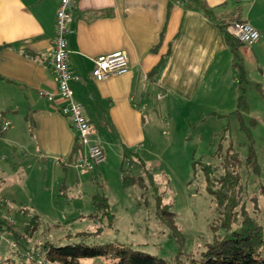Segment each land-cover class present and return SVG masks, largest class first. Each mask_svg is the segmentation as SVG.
Returning a JSON list of instances; mask_svg holds the SVG:
<instances>
[{
	"label": "crops",
	"instance_id": "1",
	"mask_svg": "<svg viewBox=\"0 0 264 264\" xmlns=\"http://www.w3.org/2000/svg\"><path fill=\"white\" fill-rule=\"evenodd\" d=\"M59 1L0 0V125L6 119L14 125L0 139L18 138L30 154L62 166L67 183L82 151L71 120L59 111L63 100L49 62ZM202 4L212 9L210 16ZM71 12L70 69L80 80L70 85L95 125L93 139L103 146L106 162L124 158L126 148L136 156L150 145L146 113L152 101L218 118L214 113L237 109L242 71L218 23L245 20L260 30L258 41L237 51L245 85L264 87V0H74ZM118 51L126 54L129 71L93 77V59ZM78 173L80 181L97 177Z\"/></svg>",
	"mask_w": 264,
	"mask_h": 264
},
{
	"label": "rangeland",
	"instance_id": "2",
	"mask_svg": "<svg viewBox=\"0 0 264 264\" xmlns=\"http://www.w3.org/2000/svg\"><path fill=\"white\" fill-rule=\"evenodd\" d=\"M245 87L247 93L240 110L246 119L258 120L252 143L259 172L245 162L240 168L244 183L242 206L264 226V108L257 104V100L264 103V98L248 84ZM146 115V126L152 125L150 145L132 156L131 162L122 155L105 161V172H99L98 166L88 172H96L97 177L89 174L81 181L80 173L71 168L72 176L65 183L62 166L30 154L17 142L18 138L0 139V218L12 215V225H26L30 216L20 213L23 206L31 207L32 213L40 217L38 229L32 230L30 236L27 233V240L21 239L15 247L9 228L10 233L0 241L1 256L18 264L25 244L29 258L46 241L59 245L119 242L171 263L177 259L186 261L187 254L203 250L215 235L211 225L218 213L202 165L220 167L230 143L245 155L250 140L239 129L233 114L212 117L184 105L170 110L165 101L155 100ZM228 126L231 128L226 130ZM13 127L11 123L10 131ZM27 130L20 129L25 135ZM221 146L223 156L218 151ZM124 174L132 179L125 182ZM100 197L107 199L111 216L93 202H102ZM164 207L174 211L175 216L162 215ZM83 232L86 234H80ZM83 263L112 264L103 257L86 258Z\"/></svg>",
	"mask_w": 264,
	"mask_h": 264
},
{
	"label": "trees",
	"instance_id": "3",
	"mask_svg": "<svg viewBox=\"0 0 264 264\" xmlns=\"http://www.w3.org/2000/svg\"><path fill=\"white\" fill-rule=\"evenodd\" d=\"M202 9L207 15H211L212 9L206 4H202ZM231 23L223 25L218 23L225 33L227 42L232 47V52L236 60V64L240 67L242 73V93L238 97L237 109L229 114L214 113L220 117L229 116L231 114L238 117L239 129L247 134L250 146L245 155H242L230 143L226 148L223 156V147L218 151L223 160L221 166H213L211 164H203L207 180V187L213 199L216 202V211L218 217L212 223L211 227L215 232L213 239L205 243V247L198 254L189 253V258L186 261L177 259L173 263L159 255L146 252L144 250L124 245L119 242H106L91 244L84 241L73 242L67 244H56L52 241H46L41 250H33V255L36 259H42V264H84L83 259L92 257H103L111 261L112 264H264V226L253 218L242 206L244 197V183L240 168L244 162L249 168H254L259 172V165L256 150L253 140V130L258 125L256 118L246 119L240 108L245 100V71L237 48L243 42L232 36L227 28ZM254 87L264 97V87L260 84H255ZM1 126V125H0ZM228 126L226 130L230 129ZM223 138H226L222 136ZM130 149H125L124 160L130 154ZM220 168V171H219ZM123 171H125L123 169ZM128 175L124 174L125 182L129 181ZM97 196H94V198ZM102 202L93 199V202L98 205L105 214H110L109 204L105 197H100ZM31 207L23 206L20 213L29 215L30 221L24 226L11 225L10 237L17 245L21 243V239L27 240V233L30 236L32 230L38 229L39 215L32 213ZM31 211V212H30ZM162 215L168 213L170 216H175V212L164 207ZM95 215V214H92ZM166 222L167 218L162 217ZM1 221L5 223L4 218ZM18 227V228H17ZM223 231L222 234L218 233ZM82 235L86 233H80ZM89 234V233H87ZM28 248L25 244V250ZM19 253L20 258L18 264H37L35 261L27 257V251ZM38 252V253H37ZM183 253L182 249L179 251ZM12 263V258H0V264ZM15 263V261H14ZM16 264V263H15Z\"/></svg>",
	"mask_w": 264,
	"mask_h": 264
},
{
	"label": "built area",
	"instance_id": "4",
	"mask_svg": "<svg viewBox=\"0 0 264 264\" xmlns=\"http://www.w3.org/2000/svg\"><path fill=\"white\" fill-rule=\"evenodd\" d=\"M73 2L74 0L59 1L56 12V30L49 62L57 79L58 93L63 100L59 111L71 120L74 129L77 131V142L82 151L77 155L73 165L78 171L88 173L93 172L106 161V152L101 143L93 139L96 133L95 125L84 115L82 105L76 102L70 85L73 79L80 80V76L72 73L70 69V51L68 48V36L73 32L71 27ZM227 30L236 39L246 44H253L261 38L260 30L245 20L231 23ZM93 62L92 75L98 80H103L111 75L127 73L130 68L128 58L122 51L99 55L93 59ZM47 97L50 101H53L54 93H47ZM10 124L9 120H3L0 126V138ZM131 158L132 155L126 157L129 162L132 161ZM4 220L5 223L0 218V241L10 233L9 227L13 224L12 215L4 217ZM11 244L17 246L14 241H11ZM29 258L37 264L43 263L41 259H36L34 255L29 256Z\"/></svg>",
	"mask_w": 264,
	"mask_h": 264
}]
</instances>
